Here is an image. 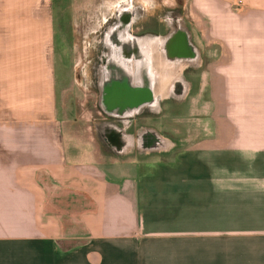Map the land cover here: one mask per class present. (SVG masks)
<instances>
[{
    "label": "crops",
    "instance_id": "obj_1",
    "mask_svg": "<svg viewBox=\"0 0 264 264\" xmlns=\"http://www.w3.org/2000/svg\"><path fill=\"white\" fill-rule=\"evenodd\" d=\"M191 2L202 137L136 126L188 101L192 83L183 70L178 99L175 69L151 90L157 107L125 129L132 145L116 150L106 123L122 124L100 109L86 129L62 117L52 0H0V264H264V0ZM150 131L161 140L142 150Z\"/></svg>",
    "mask_w": 264,
    "mask_h": 264
},
{
    "label": "rangeland",
    "instance_id": "obj_2",
    "mask_svg": "<svg viewBox=\"0 0 264 264\" xmlns=\"http://www.w3.org/2000/svg\"><path fill=\"white\" fill-rule=\"evenodd\" d=\"M95 0H52L53 16V75L57 90V104L63 111L62 117L74 122L73 127L85 129L95 120L102 119L97 107V95L89 83L84 80L81 71L83 65L94 55L92 43L97 25L102 24L105 11L112 12V5L104 0L102 10L94 8ZM163 6L158 7L156 15L149 17L144 25L165 28V21L159 19L164 10L179 9L187 24L195 31L202 48V18L193 7L191 0H155ZM96 7L98 6L95 3ZM201 41V42H200ZM186 78L192 83L191 94L184 104H163V113L159 116H143L136 124L155 126L160 131L182 142L202 137L203 67L188 71ZM64 119V118H63ZM81 132V131H80ZM90 133V132H89ZM82 137V135L80 134ZM89 136H91L89 134ZM87 134H85V138ZM84 138V135L83 137ZM120 139L112 146L119 150Z\"/></svg>",
    "mask_w": 264,
    "mask_h": 264
},
{
    "label": "flooded vegetation",
    "instance_id": "obj_3",
    "mask_svg": "<svg viewBox=\"0 0 264 264\" xmlns=\"http://www.w3.org/2000/svg\"><path fill=\"white\" fill-rule=\"evenodd\" d=\"M160 6L163 5L158 6V2L150 4L146 0H116L112 4V12L107 13L103 23L94 31L95 39L91 47L94 55L83 65L81 71L84 80L96 93L97 107L101 111L103 107L100 100L106 94L142 92L138 87L145 85L146 82L152 85L151 88H157L160 86L158 78L175 76V56L173 54V61H162V48L158 40L174 34L171 23L177 15H181L180 10L163 11L158 20L165 21V28L144 25L149 17L156 15ZM132 13L136 15L131 17ZM154 39L157 40L155 43L151 41ZM164 64L169 67V72L160 73V68L162 69ZM201 66L190 65L186 71H195ZM104 82H107L109 90L103 89ZM99 134L101 139L103 136L108 139L109 135L112 137L111 133L102 128ZM151 142L153 143L152 139L148 140L147 144L141 145L140 148L147 149ZM106 143L104 142L110 149V144Z\"/></svg>",
    "mask_w": 264,
    "mask_h": 264
},
{
    "label": "water",
    "instance_id": "obj_4",
    "mask_svg": "<svg viewBox=\"0 0 264 264\" xmlns=\"http://www.w3.org/2000/svg\"><path fill=\"white\" fill-rule=\"evenodd\" d=\"M133 15L136 14L132 13L131 17ZM174 19L175 20L171 23L172 28L174 29V34L163 39L162 57L163 61H173V54L175 56V69L178 75L177 86L179 87L177 98L181 100L186 96L189 89V85L182 79V72L190 65L199 64L200 56L198 50L191 42V37L182 15H177ZM162 69L163 72H169V67L165 64ZM151 86L152 85H148L146 82L145 85L138 87V90H142V92L120 95L106 94L100 100V104L103 107L102 112L108 117L116 119L122 124V127L117 128V126L113 123H106V125L113 126L116 129L115 136L117 140H123L129 146L132 145V139L127 136L125 129L128 128L135 117L139 115V110L147 106L157 107V104L160 101L159 96H156L150 91L153 90V87L151 88ZM103 89L109 90L107 82L103 83ZM164 91L165 89H163L161 94H165ZM150 132L148 134H143L140 140H161V138L153 131Z\"/></svg>",
    "mask_w": 264,
    "mask_h": 264
},
{
    "label": "bare ground",
    "instance_id": "obj_5",
    "mask_svg": "<svg viewBox=\"0 0 264 264\" xmlns=\"http://www.w3.org/2000/svg\"><path fill=\"white\" fill-rule=\"evenodd\" d=\"M116 0H111V1H108L106 2L107 5H112ZM147 3H150V4H153L155 3L156 1L155 0H146ZM102 6V5H101ZM102 8V7H101ZM107 15V11L104 12L103 16H106Z\"/></svg>",
    "mask_w": 264,
    "mask_h": 264
}]
</instances>
